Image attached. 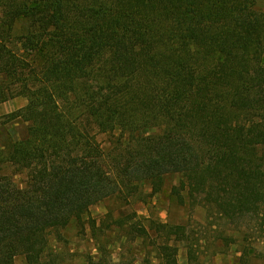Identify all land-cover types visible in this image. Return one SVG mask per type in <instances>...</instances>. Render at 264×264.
Here are the masks:
<instances>
[{"label": "trees", "instance_id": "16d2710c", "mask_svg": "<svg viewBox=\"0 0 264 264\" xmlns=\"http://www.w3.org/2000/svg\"><path fill=\"white\" fill-rule=\"evenodd\" d=\"M258 1L0 0V104L28 100L6 118L28 124L26 138L0 151V170H12L0 174V264H65L51 235L64 240L74 222L85 230L90 208L106 199L148 202L171 174L181 176L172 188L181 205L237 229L261 215ZM99 135L115 137L109 151ZM152 228L167 238L155 243L158 264H179L170 240L189 242L186 227Z\"/></svg>", "mask_w": 264, "mask_h": 264}, {"label": "rangeland", "instance_id": "374dc122", "mask_svg": "<svg viewBox=\"0 0 264 264\" xmlns=\"http://www.w3.org/2000/svg\"><path fill=\"white\" fill-rule=\"evenodd\" d=\"M257 9L264 12L263 0L258 1ZM16 30L17 35H22L26 24L17 23ZM21 98L23 97H18V100ZM6 118L7 116L0 118V128L6 126L10 137L0 143V151L6 143L21 141L27 136L28 124L8 121ZM157 132L150 130L146 134ZM114 138L99 135L98 141L109 151ZM11 172L7 166L0 170L1 175H10ZM25 179V174L14 177L19 185ZM180 180L181 176L178 174L168 175L163 191L148 202L134 201L127 205L118 198H109L96 204L85 216V230L75 222L72 223L62 231L64 240L51 235L52 248L64 257L65 264H87L90 259L104 264H144L146 260L158 264L155 243L158 241L163 244L167 240L164 235H157L152 228L153 223L159 222L185 226L187 229L186 237L189 242H177L175 237L170 240L172 246L179 248V264H242L241 257L245 251V263L264 264V209L260 216L248 218L237 229L220 219L216 212H210L202 206L193 207L189 201L186 205H181L172 194V188ZM144 191L150 194L151 188L146 186ZM118 222L123 224L119 225ZM136 222L145 226L148 236L140 237L132 231L131 225ZM188 245L194 248L191 261ZM14 264L27 263L24 257H18Z\"/></svg>", "mask_w": 264, "mask_h": 264}, {"label": "crops", "instance_id": "0c3cea01", "mask_svg": "<svg viewBox=\"0 0 264 264\" xmlns=\"http://www.w3.org/2000/svg\"><path fill=\"white\" fill-rule=\"evenodd\" d=\"M28 104L26 98H21L18 100H11L6 103L0 104V118H3L7 115H10L14 112H17L20 109H23ZM10 137V131L5 127L0 128V143L7 140ZM179 261V260H178Z\"/></svg>", "mask_w": 264, "mask_h": 264}]
</instances>
